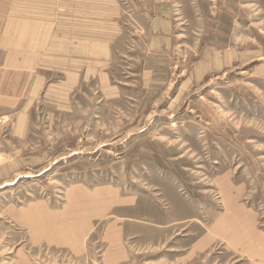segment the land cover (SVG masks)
<instances>
[{
	"label": "rangeland",
	"instance_id": "rangeland-1",
	"mask_svg": "<svg viewBox=\"0 0 264 264\" xmlns=\"http://www.w3.org/2000/svg\"><path fill=\"white\" fill-rule=\"evenodd\" d=\"M113 1L0 0V264H264V0Z\"/></svg>",
	"mask_w": 264,
	"mask_h": 264
},
{
	"label": "crops",
	"instance_id": "crops-1",
	"mask_svg": "<svg viewBox=\"0 0 264 264\" xmlns=\"http://www.w3.org/2000/svg\"><path fill=\"white\" fill-rule=\"evenodd\" d=\"M65 3H71V6L68 8L69 14H71V8L73 5L79 4L80 7L85 9V18L86 19H94L96 20L98 17V12H100V15H103L104 9L106 10H112L113 13L118 15L115 9L118 7H115V2L113 0H63ZM90 8H93L94 16L88 14L91 10ZM97 14H96V13ZM54 40L52 37H49L48 43L46 42V46L48 44V48L53 47L50 40ZM42 40V39H39ZM63 45L68 47L67 55H69L70 58H73V61L76 63H82V58L86 57L88 55L98 56L102 55L101 51L93 50L97 48H102L104 45L101 43L102 39L99 38L97 35L95 36H87L86 38L82 36H71L68 33L64 35L63 39L61 40ZM100 41V42H98ZM59 42V40L57 41ZM57 46V44H56ZM106 48L111 47V44H107ZM50 55V54H49ZM81 70V69H79ZM237 209V208H236ZM234 225L237 226V231L242 238H246L250 241L251 246L250 248L257 251L261 250L264 253V236L261 233L257 232L256 223L257 218L254 212H251L248 209L244 208H238V210L234 213ZM262 244V245H261ZM262 259L264 260V255L262 256ZM264 262V261H263Z\"/></svg>",
	"mask_w": 264,
	"mask_h": 264
}]
</instances>
